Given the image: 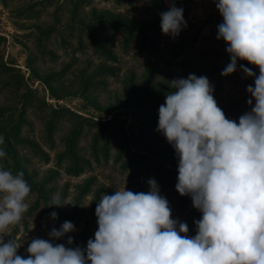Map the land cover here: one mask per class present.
Instances as JSON below:
<instances>
[{"label": "rangeland", "instance_id": "1", "mask_svg": "<svg viewBox=\"0 0 264 264\" xmlns=\"http://www.w3.org/2000/svg\"><path fill=\"white\" fill-rule=\"evenodd\" d=\"M173 0H0V168L23 172L31 187L22 221L4 236L26 258L33 238L72 222L75 231L51 240L86 247L97 229L95 207L115 190L147 192L154 178L172 218L196 234L201 213L175 190L177 158L156 131L158 108L171 80L206 76L226 117L250 111L254 77L230 62L214 0H174L186 27L162 34L160 13ZM59 194L66 204L48 206ZM55 211L58 219H51ZM183 235V234H182ZM73 238L71 245L68 237Z\"/></svg>", "mask_w": 264, "mask_h": 264}, {"label": "clouds", "instance_id": "2", "mask_svg": "<svg viewBox=\"0 0 264 264\" xmlns=\"http://www.w3.org/2000/svg\"><path fill=\"white\" fill-rule=\"evenodd\" d=\"M214 2L223 18L216 39H223L230 56L221 76L234 73L238 60L257 66L259 75L240 65L254 82L246 87L250 111L238 122L226 117L203 75L171 80L174 90L158 108L156 131L177 158L175 190L202 214L194 221L196 234L189 236L187 224L172 218L169 201L150 178L147 192L124 187L103 194L95 207L97 229L85 248L51 242L75 231L65 221L48 232L51 240L33 238L24 258L17 254L21 244L4 236L27 212L31 187L23 172L0 168V264H264V0ZM184 27L183 8L173 0L160 13L161 32L175 38ZM6 156L0 148V158ZM66 204L72 203L55 194L48 206Z\"/></svg>", "mask_w": 264, "mask_h": 264}, {"label": "trees", "instance_id": "3", "mask_svg": "<svg viewBox=\"0 0 264 264\" xmlns=\"http://www.w3.org/2000/svg\"><path fill=\"white\" fill-rule=\"evenodd\" d=\"M241 64H243V63H241ZM241 64H240V65H241ZM240 65H239V67H238V68H239V72H241V73L243 74V76H244V73L242 72V70H241V68H240ZM243 65H244V64H243Z\"/></svg>", "mask_w": 264, "mask_h": 264}]
</instances>
